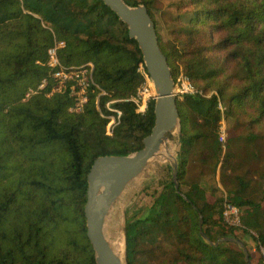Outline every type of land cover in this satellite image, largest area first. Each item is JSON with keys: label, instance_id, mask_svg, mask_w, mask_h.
I'll return each instance as SVG.
<instances>
[{"label": "trees", "instance_id": "trees-1", "mask_svg": "<svg viewBox=\"0 0 264 264\" xmlns=\"http://www.w3.org/2000/svg\"><path fill=\"white\" fill-rule=\"evenodd\" d=\"M124 1L146 5L172 77L183 71L202 91L176 98L179 192L167 165L146 212L126 218L127 264H147L145 254L148 264H249L238 243L220 240L238 238L236 229L264 264V0H181L169 42L154 0ZM54 40L65 43L63 65L94 64V80L107 91L99 109L94 87L79 111H69L70 85L26 97L50 73L36 61H46ZM139 63L137 42L102 0H0V264H96L83 211L87 173L99 156L139 150L151 132L154 99L143 113L125 100L142 82ZM112 99L122 113L108 135L100 111L108 114ZM233 116L246 120V133L222 143L221 120ZM217 171L222 195L213 188L210 200L200 182ZM224 191L241 226L222 218Z\"/></svg>", "mask_w": 264, "mask_h": 264}, {"label": "water", "instance_id": "water-1", "mask_svg": "<svg viewBox=\"0 0 264 264\" xmlns=\"http://www.w3.org/2000/svg\"><path fill=\"white\" fill-rule=\"evenodd\" d=\"M127 26L128 36L137 42L143 63L151 78L155 91L154 125L143 138V147L128 155H104L97 157L87 173L86 201L83 207L87 238L94 251L96 264H127L108 243L104 232V221L112 207L123 197L128 185L136 180L147 165L157 158L160 148L168 141L179 140L180 117L173 95L174 80L167 59L160 49L152 20L144 4L128 5L124 0H102ZM172 177L176 191L177 161L170 159ZM183 195V194H182ZM185 198V196L183 195ZM202 219L200 216L199 227ZM125 243V226L122 229ZM239 244L246 260H251L244 242L239 238H222ZM126 245V244H125ZM217 245V243H214Z\"/></svg>", "mask_w": 264, "mask_h": 264}, {"label": "built area", "instance_id": "built-area-1", "mask_svg": "<svg viewBox=\"0 0 264 264\" xmlns=\"http://www.w3.org/2000/svg\"><path fill=\"white\" fill-rule=\"evenodd\" d=\"M63 41L54 40V43L47 49V59L44 63L36 61L37 64H44L50 69L48 76L41 79L36 88H29L26 92V97L35 94L39 91H44L46 96L62 91L68 85L72 91L75 92V103L69 111H79L83 104L87 101L88 89L94 87L98 89L99 93L96 97V106L99 109L100 96L107 95V91L100 88L94 80V64L86 62L77 66H65L61 63L58 55V50L64 47ZM137 72L142 77V82L139 84L136 93L128 99L136 105L138 112L143 113L146 111L148 102L155 97V91L152 86L151 78L145 68L144 63H139ZM173 95L176 98H183L185 95L202 94V91L197 89L189 77L180 71L174 79ZM211 94H206L210 96ZM117 99L108 100L105 103V108L109 111L108 114L100 111V115L107 119L105 131L106 134L111 135L115 126L120 122L121 110L113 106ZM218 108L222 110L221 103L219 102ZM224 127L220 125L218 139L223 142L224 140ZM224 193V200L222 203V218L230 226H241L240 210L232 202L228 200V196ZM260 252L264 256V249L260 247Z\"/></svg>", "mask_w": 264, "mask_h": 264}, {"label": "rangeland", "instance_id": "rangeland-1", "mask_svg": "<svg viewBox=\"0 0 264 264\" xmlns=\"http://www.w3.org/2000/svg\"><path fill=\"white\" fill-rule=\"evenodd\" d=\"M181 0H154L152 7V14L158 21L159 32L164 41L169 42L171 39V29L176 28L178 25V20L176 19V15L178 12L182 11L183 8ZM223 113L224 106L221 103ZM246 120L239 121L235 116L225 119L222 118L220 125L224 127V140L222 143H226V140L230 138H236L240 135V133H246L244 124ZM220 141V140H219ZM173 142V140H172ZM221 142V141H220ZM175 145V150L170 156L161 155L152 160L141 175L131 182V184L126 189V192L123 197L112 207V211L110 212V223L112 225V221L116 220L118 223V228L121 229L123 235V228L125 226V221L127 217L136 216L139 217L146 212L147 208L152 204L155 197L161 191L163 187V183L169 177V172L167 165H170L171 169V161L173 157L176 159V153L179 148V140L178 138L173 142ZM164 154V153H163ZM210 176L206 182H204V189L207 193V196L210 200H213V195L211 190L213 188L218 189L217 195H222V188L218 187L219 183V172L217 171L215 177L213 175ZM217 176V178H216ZM213 183V184H212ZM201 184V182H200ZM211 193V194H210ZM224 199V193H223ZM112 217V218H111ZM121 220V221H120ZM236 235L242 241L244 240L247 243V247L251 249V264H258L259 253L254 248V245L250 242V240L243 238L244 234L240 229H236ZM243 238V239H242ZM243 241V242H244ZM123 243H124V235H123ZM247 249V248H246ZM124 253H125V243H124ZM143 262L148 264V260L145 256L143 257ZM185 264V263H178Z\"/></svg>", "mask_w": 264, "mask_h": 264}, {"label": "bare ground", "instance_id": "bare-ground-1", "mask_svg": "<svg viewBox=\"0 0 264 264\" xmlns=\"http://www.w3.org/2000/svg\"><path fill=\"white\" fill-rule=\"evenodd\" d=\"M173 142L172 140H170L168 141V143L165 144V146L161 147L159 156L161 155L170 156V154L173 153L175 150V145ZM111 211L112 209L110 210V212ZM110 212L104 221L103 232L114 252L123 259L124 257L123 235L122 232L120 231L121 229L118 228L119 226L116 220H113L111 225L109 220Z\"/></svg>", "mask_w": 264, "mask_h": 264}, {"label": "crops", "instance_id": "crops-1", "mask_svg": "<svg viewBox=\"0 0 264 264\" xmlns=\"http://www.w3.org/2000/svg\"><path fill=\"white\" fill-rule=\"evenodd\" d=\"M210 176H203L202 178H201V185L204 187V182H206V180L209 178ZM215 177V176H214ZM216 178H217V176H216ZM209 180V179H208ZM213 184V183H212ZM218 187L219 188H222L221 187V185H220V183H218ZM226 193V192H225ZM226 195L228 196V194L226 193ZM262 205H263V207H264V200H263V202H262ZM252 250H254V248L252 249Z\"/></svg>", "mask_w": 264, "mask_h": 264}]
</instances>
